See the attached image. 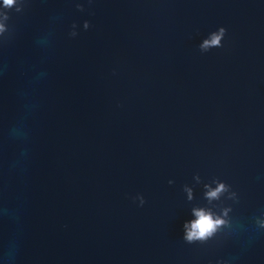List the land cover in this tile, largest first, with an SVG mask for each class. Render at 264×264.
Wrapping results in <instances>:
<instances>
[{
	"label": "water",
	"instance_id": "water-1",
	"mask_svg": "<svg viewBox=\"0 0 264 264\" xmlns=\"http://www.w3.org/2000/svg\"><path fill=\"white\" fill-rule=\"evenodd\" d=\"M0 20V264H264V0H15ZM193 207L228 223L187 242Z\"/></svg>",
	"mask_w": 264,
	"mask_h": 264
},
{
	"label": "clouds",
	"instance_id": "clouds-1",
	"mask_svg": "<svg viewBox=\"0 0 264 264\" xmlns=\"http://www.w3.org/2000/svg\"><path fill=\"white\" fill-rule=\"evenodd\" d=\"M15 3V0H0V4L5 7ZM5 25L0 20V32H3ZM225 27L223 25L217 26L216 29L207 33L206 36L202 37L198 43V48L203 52L209 50L211 47L221 46V40L225 34ZM215 186L205 185L206 191L204 195L211 201L219 198L221 193L227 190L228 185L223 180H216ZM185 190L188 193V198H191V188L185 185ZM141 204H143V198L141 197ZM228 209L225 208L221 213H217L209 207H193L191 209L192 218L186 219L182 223L183 234L182 237L187 242L193 241H204L209 237L213 236L218 231L221 225L227 224L228 221L225 219ZM260 224L264 226V220L260 221Z\"/></svg>",
	"mask_w": 264,
	"mask_h": 264
}]
</instances>
